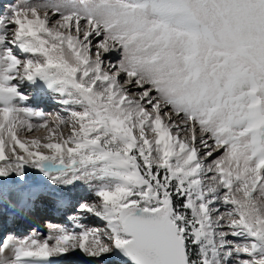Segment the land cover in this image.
Here are the masks:
<instances>
[{
	"label": "snow or ice",
	"instance_id": "snow-or-ice-1",
	"mask_svg": "<svg viewBox=\"0 0 264 264\" xmlns=\"http://www.w3.org/2000/svg\"><path fill=\"white\" fill-rule=\"evenodd\" d=\"M0 264H264V0H0Z\"/></svg>",
	"mask_w": 264,
	"mask_h": 264
},
{
	"label": "rangeland",
	"instance_id": "rangeland-1",
	"mask_svg": "<svg viewBox=\"0 0 264 264\" xmlns=\"http://www.w3.org/2000/svg\"><path fill=\"white\" fill-rule=\"evenodd\" d=\"M5 2H15V0H8V1L5 0ZM57 108H59V107L51 108L50 110H48V112H51V113L55 114L56 112L60 111V110H57ZM61 114H63V113H61ZM41 225H42V224H41ZM43 227H44V228H43L42 230H41L40 228H39V230H40V231H43V232H46V231H47L46 227H45L44 225H43ZM41 228H42V227H41ZM30 230H31V229L26 228L25 231H23V232H21V233H19V234H21V235L27 234Z\"/></svg>",
	"mask_w": 264,
	"mask_h": 264
},
{
	"label": "bare ground",
	"instance_id": "bare-ground-1",
	"mask_svg": "<svg viewBox=\"0 0 264 264\" xmlns=\"http://www.w3.org/2000/svg\"><path fill=\"white\" fill-rule=\"evenodd\" d=\"M6 1H8V0H6ZM49 107H55V105H52V104H48V105H46V108H45V110L44 111H48L49 110ZM57 110H60L59 108H57ZM41 227H43V225H41ZM22 229H24V228H21L20 230H22Z\"/></svg>",
	"mask_w": 264,
	"mask_h": 264
}]
</instances>
